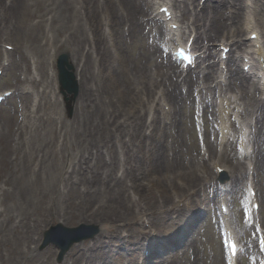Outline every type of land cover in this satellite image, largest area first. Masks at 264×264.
I'll return each mask as SVG.
<instances>
[{
    "label": "bare ground",
    "instance_id": "obj_1",
    "mask_svg": "<svg viewBox=\"0 0 264 264\" xmlns=\"http://www.w3.org/2000/svg\"><path fill=\"white\" fill-rule=\"evenodd\" d=\"M23 1L26 3L29 1L31 8L33 7L34 9L43 7L46 4V0L44 2L43 0H11L8 9L12 10L19 7L18 5ZM157 1L165 0H57L59 6L55 31L58 34L68 32L65 43L75 47L73 51L69 49H66V51L71 54L72 61L75 63V75L79 85L77 95L79 99L75 105L74 118L70 125L65 126L70 128L69 135L77 143L91 140L92 142L104 143V141H107L114 144L122 141L125 144L122 138L126 134L142 146L145 136L144 129L150 128L151 131L147 135V140L150 144L153 142L158 143L153 146L154 156H152V161L156 167L159 165L163 168L164 165H167L163 162V159L166 157L168 149L164 148L162 150L163 145L159 143L157 135L163 134L165 136L167 129L176 128L178 108L182 107V104L186 103V101L195 104L193 101L194 99L197 100L199 96L201 109L206 108L203 116H208L209 120L213 113L209 111L210 106L204 101L207 98V94L210 95L211 92L215 94L218 91L220 95L223 93V88L227 91L235 89L238 92L237 99H226L224 94L222 102L225 100L227 107L221 106L220 110L221 112L229 110L232 114L234 109L237 108V114L243 120L248 116L255 115L253 134L256 149L254 156H250L247 151L248 147L246 145L251 138L249 133L240 132L233 138L234 141L229 140L233 137L232 124L228 125L224 117H220L223 136L220 138L219 145L222 147V152L218 161L228 165V168L213 162L214 169L218 167L223 170V173L218 175L206 169L204 164V180H200L197 174L199 167L195 163L196 161L199 162V159L194 157L187 162L188 170L186 172L179 171L173 178L174 180L176 179L177 185L178 180L183 182L180 187L181 191L191 188L200 180L204 183V188L208 184L207 188L211 189L212 187L215 194L217 193L216 189H214L216 183L213 184L212 181L216 182V180H219L224 183L223 186L226 191L238 193L241 188L239 186L246 176L243 159H247L249 160L248 167L253 166L258 200L262 203L264 201V132H262L264 127V97L256 98L255 92L260 93V88L256 87L254 82L250 83L249 77L242 70L233 68V63L228 65V83L225 86H221L218 80V75L221 72L218 71V68L223 63L215 60L211 45L208 44V42H213L215 38L220 37L219 34H222L229 27L226 20H223L224 13L221 5L224 0H205L201 6L197 3L198 9L197 6L193 5L194 0H191L190 3H187L186 0H180L176 7L181 12V15L188 19V23L185 26L188 30L187 39L193 36L194 43L197 47L204 49L203 53L209 61L203 69L201 68L196 72L186 71L184 76L179 70L178 64L172 61L170 56L162 54V50L159 48V40H161L162 35L171 37L170 40H166L164 46L173 44L172 37H177L176 41L178 42L184 41L183 36H179L181 32L180 26L177 31L163 32L159 18H157V16H161L158 13L160 7L168 6L173 12V6L176 2L172 0L173 4L169 5L167 2L158 4ZM255 1H260L262 5V7H259L256 23L264 26V2L261 0ZM156 4L155 11L151 10V7ZM191 4L193 5L192 8ZM230 5L233 10L227 21L233 22L234 30L232 32L226 30L227 36L231 33L232 40L229 42V40L225 39L226 44L223 45L230 47L231 50H240L242 46H247L242 39V24L236 25L239 22V9L242 4L239 0H231ZM254 5H257L256 2H254ZM260 8L262 9L260 10ZM39 17L42 16L40 15ZM53 18L54 16L50 18V23L44 26H42L43 19L30 25L28 27V39L43 46H46L49 41L54 42V39L46 36L43 38L45 40L44 43H40L37 35L38 26L44 29L50 27L49 31H51V27H54L52 24L55 22ZM173 23L179 25L176 15H174ZM124 25L128 26V28L123 36L119 28ZM140 27L143 29L145 27L146 29L148 28L147 39H153L151 44L147 45L146 51L143 50L142 54L140 53V58L143 60L142 63L136 60L129 52H127L129 59L123 55L125 46L129 47L132 45L133 37L137 34ZM253 33L257 34L255 30H251L248 32V36ZM128 39H130V42L126 41ZM259 40L260 37L258 36L257 40L250 41V44L251 42L258 44ZM203 41H207L208 46L201 45ZM127 43L130 44L127 45ZM198 50L195 52H198ZM255 53L258 57L264 56L262 48L257 49ZM47 54L50 66L53 67L55 53L49 54L48 52ZM232 58L230 54L226 65L228 62H233ZM128 61H131V65ZM43 63L41 67L45 71L46 69L48 70V62ZM262 63L264 62L262 61ZM218 64L219 66L217 67ZM243 66L242 63L241 68ZM32 81L36 82L38 80L33 79ZM53 82L54 76L51 77L49 84L51 87L53 85L55 89ZM46 83L48 82L46 81ZM194 91H197L195 96L193 95ZM203 91L205 94H203ZM263 93L264 89L261 94ZM212 100L213 102L216 100L214 95ZM240 101L244 104L242 110H239L241 106L238 102ZM161 103H166L170 110L165 113L162 112L160 117L158 115L160 113L158 106H161ZM151 110L152 115L149 123L146 124V117L150 116ZM249 119L252 120V118ZM125 122H127L126 125L129 126V130L123 134V129H120V127ZM57 124L52 119L46 118L45 122L36 123L26 129V136L28 135V137L21 139L20 143H18V146L21 144V152L16 154L12 160V167L6 180H0L7 187L0 184V246L5 248V253H0V264H5L6 256L10 260V264H23L24 262L33 264V261L39 263L40 255L31 254L34 250L29 247L32 241L30 234L34 226L35 230L38 222H42L43 220L41 219H44L46 214L56 217L62 216L63 218L72 217L73 213L71 210L75 207L76 201L84 203L90 209L93 196H104L107 192L104 189L100 191L99 187H94V192H89L84 196L78 192V188H75L76 184L80 182V177L75 175V180H72L71 174L78 173L80 163H67L66 168L61 147L66 142V133L64 134V132L67 128H65V131L63 130L62 135H59L63 126L61 123L60 126ZM245 129L247 131V128ZM203 134L204 141L202 143H205L203 154L207 155L209 160H213L217 154V146L209 140L210 130L204 128ZM240 134V141H238ZM212 135L214 134L212 133ZM180 140L179 135H177L176 139H174V144L178 146ZM235 143H239L238 152L235 149ZM55 147H57L56 150ZM126 148L128 150L129 146H126ZM86 149L88 147L83 149V151L85 150L83 152L85 154L82 156L84 163L86 160L88 162L89 158L92 159V155ZM186 152L190 154V149ZM197 153L201 154V152ZM177 155H181V153L173 149L172 162H178V164L184 166L181 158ZM201 159H205L204 155L201 156ZM35 161L36 164L34 163ZM87 166L89 170H87L86 174H89L92 172V168L89 165ZM248 167L247 170L249 169ZM68 168H71V171ZM166 171H172V169H167ZM157 181L159 184L161 183L159 180ZM219 196H225V194H220ZM119 203L124 209L123 213L126 218L128 220L133 219L130 207L122 199ZM53 204L57 207H54ZM102 205L97 204L95 206L96 209L90 212L93 221H107L106 215L98 211ZM52 207H54L55 211H53ZM188 209L190 208L188 207ZM207 209L210 212L211 208L207 207ZM106 230H110L109 233L113 235L110 236L111 238L119 240L120 236L117 235L115 229ZM139 234H142V231ZM166 234L165 232L163 235ZM163 235L159 237L165 239L164 243H170L166 239L171 236ZM126 239L128 245H131L126 248L131 251L130 256L133 253L135 255L139 254L140 237L130 236V238L127 237ZM175 241L179 242L177 239ZM157 244L159 246V242ZM152 251L154 254L155 248ZM81 253L76 252L77 259H82L83 254ZM95 255L97 256L93 259L101 257L103 264H113L114 259L108 256L105 251L102 250L99 255ZM91 259L89 258L86 261H91ZM165 259L164 261L157 260L155 262L159 264H164L166 261L170 264L177 263L175 258ZM70 264H75V260L71 261Z\"/></svg>",
    "mask_w": 264,
    "mask_h": 264
},
{
    "label": "rangeland",
    "instance_id": "obj_2",
    "mask_svg": "<svg viewBox=\"0 0 264 264\" xmlns=\"http://www.w3.org/2000/svg\"><path fill=\"white\" fill-rule=\"evenodd\" d=\"M170 1L172 2V0ZM204 1L194 0L193 5L198 6L197 3H199V6H201V3ZM261 1L264 2V0ZM175 2L174 8L178 16L177 18L180 20L181 30L185 31L184 33L187 35L185 26L188 23V19L181 15L179 9L176 8L180 0H175ZM186 2L190 3L191 0H186ZM239 2L242 5L239 9V22L236 25L243 24L244 31L242 36L246 40L248 36L245 32V26L249 22L256 26L257 14L259 7H262V5L260 1L255 0H239ZM254 2H256V6ZM25 3L24 1L22 3L20 2L19 7L9 10L8 6L11 4V0H0V68L3 71L2 78L0 79V92L9 88H12L14 91L13 96L0 105V180H6L12 167V160L16 154L21 152V144L18 146V143H20L21 139L28 137V135L26 136V129L36 123L45 122L47 118L58 123V126H60V123L62 124L63 128L60 129L59 135H62L63 130L65 131V128H67L64 132V134L66 133V142L61 147L63 161L66 163V168L67 163H80L81 167L79 172L71 174L74 180L75 175L80 177V182L75 187L78 188V192L86 196L87 193L95 191L94 187H99L100 191L103 189L107 191L104 196H93V199H91L92 207L90 209L84 203H78L76 201L75 207L71 210L73 216L70 218L46 214L44 216L45 220L41 219L43 221L38 222L37 228L34 230V226L30 234L32 241L29 247L31 250H34L31 254L40 255L39 263L33 261V264H70L74 260L75 264H103L101 257L93 259L97 256L95 254L99 255L102 250L114 259L113 264H155L154 262L161 257L162 259L168 257L167 260L175 258L177 260L176 264H223L218 253L219 245L216 238L218 227L213 222L214 218H210L211 215H206V217L198 220L193 219V222L190 218L188 219L191 214L196 215L199 212V209L202 208L201 203H207V201L203 202V196H201L202 191L200 189H203L202 183H198L189 192L190 194L192 192L197 193L198 197H195L197 199L194 202L196 205L192 206L189 204L190 200H185L189 204V207L193 209L191 213L188 214V211H185L183 205L181 206L183 202L178 203L177 210H179L180 206L178 212L176 209H172L176 202L174 197H177L179 193L181 197L182 194H185V191L183 193L178 188L179 185H177V181L173 177L179 171L186 172L189 167L187 162L189 159L196 157L197 152H199V144L197 141V138H199V126L195 122L196 106L193 107V104L188 101L183 103L182 107L180 106L178 108L176 128L167 129L165 136L163 134L157 135L159 143L163 145L162 150L164 148L168 149V153L166 152L167 155L163 159V162L167 165H164L163 168L159 165L156 167L152 161V156H154L153 146L158 143L153 142L150 144L147 140V134L151 131L150 128L144 129L145 136L142 146L136 143L135 139H131V137L125 134L129 130V126L126 125L127 122L120 127V129H123L122 133L125 134L122 138L125 144L122 141H118L115 144L107 141H104V143L92 142L91 140L80 143L75 142L69 135L70 128L65 127L68 124L70 125L74 118L75 103L72 104L73 111L69 115L62 97L58 94V89H54L53 85L51 87L49 84L53 73L47 54L48 52L49 54L55 53V56L62 51H66V49L73 51L75 47L65 43L68 32L58 34L55 31L59 6L57 0H46V4L43 7L40 5L41 7L35 9L33 7L31 8L29 1ZM230 4L231 0H224L221 5L224 13L223 20H226V23L229 24V27L226 29L228 32L234 30L233 22L227 21V18H230L233 10ZM193 5H190L191 8ZM40 15L42 17H39ZM53 16L55 22L52 24L54 27H51V31H49L50 27L44 29L38 26L37 35L40 43H44L45 40L43 38L46 36L54 39V42L49 41L46 46L40 45L38 42H31L28 39V27L41 19L44 21L42 26L47 25ZM127 28L128 26L126 25L119 28L123 36ZM257 29L261 32V38L264 42V27L259 25ZM226 30L222 34H219L220 37L215 38L213 42H208V44H217L219 43L218 40L228 39V37L232 39L231 33L227 36ZM133 40L131 46H125L123 55L129 59V55L127 54L129 52L136 60L142 63L143 60L140 58V55L143 50L146 51V47L150 41L146 36V27L144 29L140 27L137 34L133 37ZM126 41L130 42V39ZM6 43L12 47V50L8 51L7 54L10 61L7 68L2 66L3 60H6V55L4 54L6 50L3 47V44L6 45ZM201 45L207 46V41H203ZM213 51L215 54L218 52L217 49ZM46 61L48 62L47 73L41 67V64H44L43 62ZM128 62L131 65V61ZM202 63L204 64V61L201 62L200 66H203ZM33 79L38 81H32ZM53 83L56 85L55 80ZM255 95L257 97L260 96L259 93ZM78 99L79 97H77V101ZM205 101H208V98ZM161 107L165 112L169 109L168 105ZM32 109L34 110L35 118L31 119L27 115ZM51 113L53 114L50 116ZM25 115L27 116L26 119ZM254 117L255 115L248 116V118H252L249 123H253ZM145 122H149V116L148 118L146 117ZM24 123L28 125L26 129L24 128L25 126L23 127ZM177 135H179V140L181 139L178 146L174 144V139H176ZM126 146H129L128 150ZM85 147H88L86 150L92 155V159H89L88 162L86 160L84 163L81 157L85 154L83 153ZM56 149L57 147H55ZM173 149L181 153V155L177 156L181 158L184 166L178 164V162H172ZM188 149H190V154L186 152ZM217 159H219V154H217L215 160L217 161ZM202 162L199 159V162L196 161L195 163L198 167H201L203 166ZM34 163L36 164V161ZM87 165L92 168V172L89 174H86L87 170H89ZM206 166L209 167L208 170H213L209 161H206ZM76 169L77 167L75 168V172ZM167 169H172V171H166ZM200 171L203 170L200 168ZM157 180L161 183L159 184ZM0 184H2L1 181ZM121 199L130 207L133 219L128 220L126 218L123 213L124 209H122L119 203ZM106 200L108 201L106 202ZM213 201L215 203V200ZM97 204H103L98 211L106 215L107 221H93L90 212L96 209L95 206ZM212 205L213 203L211 202L210 207ZM54 207L57 206L54 205ZM54 207H52L53 211H55ZM261 213L264 215V207ZM57 223H62L67 227H75L82 223L95 225L98 227L99 232L93 239L73 245L63 259L57 262V249L55 246L49 245L44 249H40L43 231ZM112 228L120 236L118 241L110 237L113 236L109 233L110 230H106ZM141 228H143L142 234H139ZM165 232L167 234L163 235ZM161 234L163 236H171L169 239H166L170 243H164L165 239L159 237L162 236ZM239 234H242L240 230ZM176 235L181 236L179 242L175 241ZM130 236L140 237V252L137 255L133 253L130 256L131 251L126 249L127 246H131L126 242V238H130ZM142 236L145 237L142 239ZM185 241L187 246L182 245ZM157 242H159V246ZM151 247L157 249L155 255L150 254ZM158 251L160 252L159 254ZM1 252L5 253L4 246H0ZM76 252L79 254L82 252V259H77ZM89 258H92L91 261H86ZM5 260V264H10L7 256ZM23 264L27 263L24 262ZM164 264L170 263L166 261Z\"/></svg>",
    "mask_w": 264,
    "mask_h": 264
},
{
    "label": "water",
    "instance_id": "obj_3",
    "mask_svg": "<svg viewBox=\"0 0 264 264\" xmlns=\"http://www.w3.org/2000/svg\"><path fill=\"white\" fill-rule=\"evenodd\" d=\"M66 55H61L58 59V70L60 73V84L63 88L67 89L68 91L74 90V81L73 79L67 74L66 70L64 69V66L66 65ZM77 241V239H69L66 242V246H69L72 241Z\"/></svg>",
    "mask_w": 264,
    "mask_h": 264
},
{
    "label": "snow or ice",
    "instance_id": "obj_4",
    "mask_svg": "<svg viewBox=\"0 0 264 264\" xmlns=\"http://www.w3.org/2000/svg\"><path fill=\"white\" fill-rule=\"evenodd\" d=\"M248 212L247 209L245 210V217L247 218ZM257 231H259V229H257ZM260 244H261V249L264 250V236H261V240H260ZM225 248L227 249H231L233 254L235 252V245L234 244H229V242L227 240H225Z\"/></svg>",
    "mask_w": 264,
    "mask_h": 264
}]
</instances>
